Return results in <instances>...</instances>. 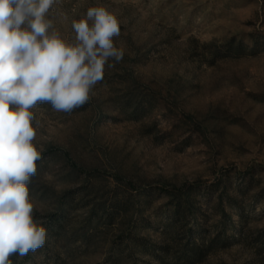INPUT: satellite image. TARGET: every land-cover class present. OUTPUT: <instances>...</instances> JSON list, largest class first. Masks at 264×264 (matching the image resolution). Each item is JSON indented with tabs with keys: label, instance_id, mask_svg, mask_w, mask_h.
I'll return each mask as SVG.
<instances>
[{
	"label": "rangeland",
	"instance_id": "374dc122",
	"mask_svg": "<svg viewBox=\"0 0 264 264\" xmlns=\"http://www.w3.org/2000/svg\"><path fill=\"white\" fill-rule=\"evenodd\" d=\"M94 6L117 16L124 55L82 107L30 109L44 148L28 185L33 219L56 232L32 264H110L119 247L121 264H189L183 240L166 262L152 256L181 236L165 232L171 194L191 188L196 215L180 226L204 250L219 240L195 264H264V0H61L49 18L74 42L72 22ZM232 38L257 40V53H226ZM143 93L158 102L131 120L122 105Z\"/></svg>",
	"mask_w": 264,
	"mask_h": 264
},
{
	"label": "clouds",
	"instance_id": "9594fccd",
	"mask_svg": "<svg viewBox=\"0 0 264 264\" xmlns=\"http://www.w3.org/2000/svg\"><path fill=\"white\" fill-rule=\"evenodd\" d=\"M60 2L0 0V264H12L11 256L23 258L46 242L29 199L44 151L34 143L30 109L43 102L65 113L82 107L103 80L105 65L114 66L108 61L124 55L113 42L120 21L103 6L89 7L72 22L74 42L63 39L49 18Z\"/></svg>",
	"mask_w": 264,
	"mask_h": 264
},
{
	"label": "trees",
	"instance_id": "16d2710c",
	"mask_svg": "<svg viewBox=\"0 0 264 264\" xmlns=\"http://www.w3.org/2000/svg\"><path fill=\"white\" fill-rule=\"evenodd\" d=\"M257 40H254L252 46H248L245 44L242 40H237L236 38H232L229 42L228 48L226 53H233L236 57H243V56H251L255 55L257 53ZM158 102V98L154 96L153 94L143 93V94H137L135 97H131L129 99H126L122 105V108L127 111L129 119L131 120H140L142 119L149 111L152 110L155 103ZM186 194L182 193L181 191H178L175 193H172L171 196L173 198L172 204L174 203V215H172V221L167 224L166 226V233H170L171 229L179 228L181 230V236L177 237V239L172 238V242H166L162 245H159L156 247L155 252L156 255L152 256L156 259L158 262H166L165 258L166 256L171 255L172 249H173V241L174 244L179 245L181 243L180 241H185V244L183 247L179 250L183 252V255L186 259V262L189 264H195L197 262L202 261V259L205 257V255L209 252H211L214 247L218 244L219 240L218 237L210 240L209 244H207L206 249L199 247L198 243L194 240V235L196 233L195 228H186V226H180V222L182 219H185L188 215L195 216L197 211V206L195 204V197L193 195V189H189L185 192ZM117 207L122 206V204L117 203ZM124 208V206H122ZM224 211V210H223ZM109 218H113L114 216L112 214L108 215ZM224 217H226L224 215ZM49 231V232H48ZM55 232V227L49 228L47 230V236H46V242L44 246L40 249H38L36 252H30L27 256L20 258L18 255H13L10 257V260L12 261V264H32L38 255V253L41 250H44L45 253H48L51 250L50 241L49 238L53 237ZM61 235L59 232H57V236ZM164 235H167L164 233ZM133 234L130 232L128 234V238L131 240L130 244L135 245L137 247V251H139L141 254L144 255H150L149 250L145 247V245L141 244L134 239H132ZM202 239H204L203 236H201ZM129 244V245H130ZM202 245L204 246V242H202ZM121 248V247H119ZM114 250V257L110 258L109 263L110 264H121L123 259V251L121 250ZM138 253V252H137ZM128 257V256H127ZM129 257H131L129 255Z\"/></svg>",
	"mask_w": 264,
	"mask_h": 264
}]
</instances>
